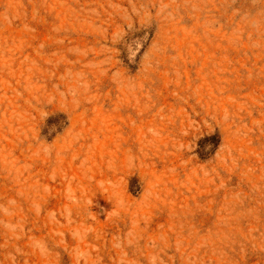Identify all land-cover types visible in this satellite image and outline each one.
Returning <instances> with one entry per match:
<instances>
[{
	"label": "rangeland",
	"instance_id": "374dc122",
	"mask_svg": "<svg viewBox=\"0 0 264 264\" xmlns=\"http://www.w3.org/2000/svg\"><path fill=\"white\" fill-rule=\"evenodd\" d=\"M0 264H264V0H0Z\"/></svg>",
	"mask_w": 264,
	"mask_h": 264
}]
</instances>
